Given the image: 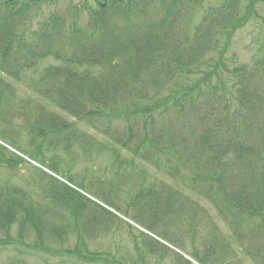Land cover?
Segmentation results:
<instances>
[{"label":"trees","instance_id":"trees-1","mask_svg":"<svg viewBox=\"0 0 264 264\" xmlns=\"http://www.w3.org/2000/svg\"><path fill=\"white\" fill-rule=\"evenodd\" d=\"M58 1L0 0V113L3 100L12 106L6 78L20 80L48 57L58 61L34 80V95L24 102L26 149L9 145L49 170H40L45 205L31 191L0 185V230L19 224L20 237L31 229L42 246L105 230L113 212L84 195L73 176L58 177L60 151H102L120 168L117 177L135 181V192L126 211L100 188L90 194L169 244L211 223L208 204L253 261L264 264V87L249 78L235 91L227 88L220 68H229L220 57L211 70L204 67L221 35L243 23L242 6L209 5L197 22L204 0H85L84 19L51 11L28 34L26 12ZM7 131L17 145L15 130ZM0 147L1 156L9 152ZM23 161L16 155L8 164ZM195 256L199 263L230 261ZM180 257L178 264H193Z\"/></svg>","mask_w":264,"mask_h":264},{"label":"rangeland","instance_id":"rangeland-1","mask_svg":"<svg viewBox=\"0 0 264 264\" xmlns=\"http://www.w3.org/2000/svg\"><path fill=\"white\" fill-rule=\"evenodd\" d=\"M228 1L204 0L198 2L200 6L196 17L197 22L200 21L209 5L220 7L227 4ZM236 1L242 6L243 23L236 26L235 30L229 29L230 34L221 35L219 49H215L207 56L210 65L206 66L205 63V71L211 70L220 57V60L229 68V72L225 70V67L220 68L221 75L226 79L227 88L232 89L233 86H236L232 89L235 91L239 87L237 86L239 81H246L249 78L251 82L254 81L253 85L259 82L264 87V0ZM248 5L251 8L248 9ZM51 11H59L69 18L73 16V19L79 13L84 19L88 12L85 0H59L52 5L45 4L40 10L33 7L26 12V16L23 18V22L26 24L24 29L27 30V33H32L45 22L47 14ZM56 64L58 61L53 57H48L41 60L34 68L25 69L20 80L6 78L11 84V91L7 92V97L12 99V106L10 107L3 100L2 103L6 107L2 105L4 110L2 108L3 112L0 113V146L9 150V152L4 151V156L0 155V185L3 187L16 186L31 191L34 199L37 202H42L43 206L45 201L39 195V186L41 177L46 175L40 170L45 172H49V170L9 145L15 148L21 145L26 149L25 141L28 132L25 128V116L30 114V111L24 107V102H28L29 98L34 95L32 92L34 80L47 66ZM237 68L246 69L242 77L232 73ZM2 75L5 74L0 73V76ZM202 75L201 72L195 74L193 80ZM187 81L190 80L187 79ZM233 104L236 107L238 102L234 100ZM7 112H9L8 115ZM7 130H15L14 134H17L15 136L20 138L17 145H13L14 139H10L12 133ZM0 150L3 149L0 147ZM60 153L64 161L61 164L62 173L58 177L73 176L76 178L77 182L84 185L85 191L89 192L83 194L113 212L114 217L108 215L109 219L106 221L105 230L100 229L92 238L80 239L79 235L71 234L63 242L50 241L44 246L38 244V239L31 229L26 231L23 238L20 237L19 224H15L9 233L0 230V264H178V260H181L180 256L190 260L193 264H206L197 262L196 254L202 257L209 255L210 260H230L229 264H256L252 256L246 252V247L242 248L236 242L230 228L219 219L218 214L210 205L207 204V212L210 215L211 223L203 228L189 227V231L185 228L186 233H179L178 243L170 242L171 245H169L156 235L145 231L137 223L125 218L111 206L106 205L101 198L90 194L92 189L100 188L104 199L113 201L123 211L129 209L136 183L134 180L127 181L115 175V172L120 168L112 164L108 152L93 151L90 155H86L79 150L74 156H67L62 151ZM16 155L25 161L13 162V165H9L8 159ZM213 221L217 225H211ZM179 231L180 227H178L177 233ZM143 232L149 237H146ZM150 237L152 239H149ZM225 238L229 243L223 241ZM150 240L158 246L156 253L150 252L148 247ZM260 245L258 243L256 248ZM256 248L251 249L253 254L257 251ZM208 264H213V262Z\"/></svg>","mask_w":264,"mask_h":264}]
</instances>
